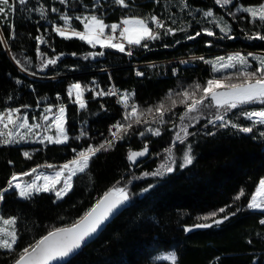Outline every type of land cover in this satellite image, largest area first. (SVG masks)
Instances as JSON below:
<instances>
[{"label":"trees","instance_id":"trees-1","mask_svg":"<svg viewBox=\"0 0 264 264\" xmlns=\"http://www.w3.org/2000/svg\"><path fill=\"white\" fill-rule=\"evenodd\" d=\"M96 1L68 0L62 5L59 0H28L26 6L17 4L15 11H9L8 18L0 19V112L18 108L17 115L27 116L30 122L37 115L45 124L41 118L43 115L51 119L59 104L67 103L65 129L69 137L65 144L39 143L38 139L45 131H37L32 138L19 143H1L0 190L7 188L13 174L23 175L47 165L61 166L75 159L77 153L88 146L98 148L104 143L107 147L106 142L113 141L112 147L97 152L88 169L73 178L70 193L61 200H57L53 193H39L29 200L20 199L15 189L4 193L0 214L4 218L16 219L19 238L13 251L0 249V264H14L24 248L33 245L49 231L71 226L114 187L126 188L130 195L128 205L95 241L84 246L65 264H172L158 259L166 252L175 253L176 264H264V225L259 223L264 219V212L247 207L259 181L264 178V136H261L264 125L253 127L242 114L264 105H240L227 111L214 105L207 107L196 114L198 120L188 119L190 134L185 143L175 149L174 163L163 154L173 145L176 132L187 123V118L183 122L180 120L185 112L180 93L195 91V85L205 86L213 77L231 74L239 82L237 74L243 69L238 65L229 72L213 74L204 61L221 52L241 50L264 54V41L246 38L255 32L264 33V24L250 22V17L245 14L236 15L235 20L227 15L229 9L235 12L236 5H259L264 0H233V5L224 8L216 5L215 0H125L127 8L117 5L115 0H101L99 6ZM95 6L97 8L93 9ZM40 8L45 11L43 17ZM52 8L59 11L53 12ZM209 10L216 17H229L233 25L230 34L236 39H220L223 33L215 23L200 13L196 17L193 15ZM62 14H67L71 27L80 31H83V24L75 17L85 15H96L107 25L120 23L124 18H140L153 30L150 18L156 16L165 28L156 31L160 39L143 42L148 48L126 47V52H133L128 56L114 48L92 47L77 38H61L53 27H65L60 19ZM167 28L176 30L175 35H164ZM204 29H211L216 35H204ZM197 31L202 34L195 40L187 39ZM36 37H43L44 42ZM177 40L180 42L176 43ZM99 52L104 55H89ZM193 56L204 60L194 61L175 75L172 69L177 62L141 67L143 76L135 77L138 64ZM57 57L55 65L40 70L42 60ZM256 67L254 61L247 71ZM68 68L72 71L69 72ZM77 79L90 86L83 91L87 101L81 111L78 104L72 102L76 98L75 91L71 100L67 94ZM112 86L133 97L138 107L139 124L135 122L137 117L124 119L126 111L116 105L114 98L106 99L102 109L97 106L91 97L92 92ZM169 94L177 101L174 108ZM200 95L202 93L197 92V96ZM58 97L62 100L59 101ZM161 102L170 109L163 123L158 113L147 111L155 109ZM208 103L210 99L205 101L206 105ZM49 106L53 108L52 113H45L44 109ZM225 112L228 126L221 127V122L209 123L216 114ZM117 122L132 125L118 134L122 138L112 136L116 131L113 125ZM232 123L253 127V131L242 133L232 128ZM150 128H158L161 134L152 135L148 131ZM81 132L85 135L81 136ZM141 132L144 136L140 135ZM145 145L148 157L139 166H133L127 159L129 150L142 151ZM188 145H191L192 163L181 167ZM24 152H28L30 158H26ZM168 163L174 165L173 172L161 169L162 175H144ZM241 190L245 195L237 200ZM220 208H225V212L218 213L215 219L223 220L222 223L217 225L212 220H197V217ZM225 215L228 216L226 220L223 219ZM198 223H212L213 226L194 228ZM186 228L193 230L185 231Z\"/></svg>","mask_w":264,"mask_h":264},{"label":"snow or ice","instance_id":"snow-or-ice-1","mask_svg":"<svg viewBox=\"0 0 264 264\" xmlns=\"http://www.w3.org/2000/svg\"><path fill=\"white\" fill-rule=\"evenodd\" d=\"M68 0H59V3L64 5L67 4ZM28 0H0V19L8 18L9 11H15L16 5L26 6ZM117 5L121 7H128V4L125 0H115ZM215 4L219 5L221 8L227 7L229 5H233V0H215ZM187 6V5H185ZM41 17L45 15V11L43 8L38 9ZM53 12H58L59 9L52 8ZM237 12L247 13L250 17V22L258 21L260 24H264V2L260 3L257 6H243L236 5L235 12L229 9L228 14L230 16L235 17ZM205 17L213 18L212 22L219 27L222 36L220 39H229L234 40L236 37L231 35L232 27L227 22H224L221 18L220 20H216L214 18V13L209 10L203 13ZM60 19L64 21L65 27H53V31L56 32L59 36L64 39H71L73 37L78 38L81 41L86 42L92 47H96L97 45L100 48H114L118 52L125 53V47L123 42L113 43L116 39V34L119 30V37L121 41H127V44L130 46H139L143 48H148L147 43H142L143 41H154L160 39V34L154 31L151 27H149L148 22L144 19L139 18H124L120 21V23H113L111 25L105 24L103 19L99 18L96 15L91 16H76L75 19L80 21L83 24V31H76L69 24L70 17L67 14H62ZM151 22L156 25L158 29H164V23L157 18L156 16H152ZM11 27V26H10ZM105 29H110V34H105ZM183 30V29H181ZM175 31L172 28H167L164 32V35H175ZM244 31V29H241ZM202 33L197 31L195 35L187 36L188 40H195ZM203 34L209 37H213L216 35L211 29H204ZM249 40L256 41H264V33L255 32L251 35L246 36ZM36 39L40 42H44L43 37H36ZM2 42V41H0ZM180 41L177 40L176 43ZM211 47V44L208 45ZM167 47V45H165ZM38 54L39 49H37ZM75 55V53H73ZM91 56L96 55H104L103 52L99 53H90ZM126 55L132 56L133 52L128 50ZM257 61V67L253 71H247L251 65L248 63V59ZM88 57L86 56L85 59ZM59 57L55 59H48L46 61L42 60V66L40 70L43 68H47L48 65H55ZM198 59L203 60V57H199ZM205 63L212 64L213 71H220L221 69H230L236 68L237 65L240 66L242 71H239L237 74V80L239 82H226L227 80H231V77H227L225 79H209L205 86H201L199 84L195 85V91L189 92L184 91L180 93L183 99L180 103L184 104L185 112L180 116L181 122L187 119H196L198 120V116H190L192 113H198L201 109V106L204 107H212L213 105L217 109H236L240 105L247 104H259L264 105V56H256L252 53H248L247 56L237 52L227 57L220 56L217 57V62H219V66H217V62L213 61H204ZM19 64L20 61H17ZM22 70H24L22 68ZM35 75V73H30ZM173 74H175V70H173ZM137 76H143V73L140 71L136 72ZM17 83H20L18 80ZM218 89H225V91H218ZM73 91H75L76 98L73 100V103L79 105L81 109L86 107V104L83 100V91L81 84L74 83L68 89L69 99H72ZM197 92H201L202 95L197 96ZM117 92L114 89H110L108 92H99L97 95H116ZM130 94H124L122 97V103L127 110L128 100ZM59 99V97H58ZM169 99L171 100L172 107H176L177 101L171 99V94H169ZM210 99V103L205 105V101ZM40 103L39 101L37 102ZM28 107V106H24ZM53 109L51 106L46 107L44 109L45 113H52ZM148 112L155 111L158 113L160 117V122L163 123L165 114L170 111L169 108L166 107L164 102H161L156 106L155 109L149 108ZM20 112V109H8L6 111L0 112V126H2L5 131H0V137H5L0 143L5 145L12 143H19V140H16V136H20V140H24V136L19 132H13V128L26 129L28 132H31L34 128L41 127L40 124H29L28 117H21L17 115ZM66 109L63 105L59 106L58 113H55L53 117H51V123L47 124V128L50 129L55 127L56 135L53 137L51 135L43 136L38 139L39 143H44L47 141L48 143L53 144H64L68 141L69 137L66 133L65 118ZM138 108L135 104L131 105V111L125 112L124 119L128 120L130 116L137 117ZM245 119L252 122L253 127L255 125H264V107L258 110H251L242 113ZM226 112L221 114L218 113L215 115L214 120H210L209 123H215V121H220L221 127L228 126V122L225 121ZM45 123H47L50 119L48 115H43L41 117ZM20 121V123H17ZM139 124L141 121L137 117L136 121ZM9 126H12L10 128ZM131 123L128 125L121 124L117 122L113 125V128L116 129L115 132H112V136L114 138H122L118 136L121 131H125L126 128H131ZM189 125H183L180 128V131L176 132L175 140L173 144L177 141L180 144L185 142V137H187L190 133H188L187 128ZM232 128H237L242 133H251L253 131V127H241L235 123L231 124ZM111 131V130H110ZM154 136H159L160 130L157 129H148ZM183 133V136H181ZM210 135H214V133H209ZM85 135V133L81 132V136ZM141 136H144V132L140 133ZM261 136H264V132H261ZM80 137H77L79 139ZM107 147L104 143L100 144L98 148H93L92 146H88L85 150L79 151L77 153V157L66 163L60 167L59 170L56 171L55 177L44 175L43 180L44 184H38V181L41 179L40 175H37L35 179L31 180V182L22 185L17 181L20 177L17 174H13L11 179L7 182V188L0 190V203H3L5 199L4 193L11 189H15L18 191L19 196L22 199L29 200L33 197V195L39 194L41 192L48 193L53 192L57 200L63 199L72 189V177L77 174V172L83 173L89 166V160L92 156H94L97 152L103 150H107V148L112 147L113 141L106 142ZM75 152L76 150L73 149ZM166 152L169 153L167 156V160L172 161L174 163V159L171 155V149H166ZM191 145H188L187 151L183 154V163L181 167H186L192 163L193 157L191 156ZM148 154L147 145L144 146L142 151H131L129 150V154L127 159L130 163L135 164L138 157H143ZM23 155L26 158L29 157L28 152H24ZM48 168H52V165H47ZM161 169H163L167 173H171L174 171L171 163L161 164L160 167L152 173H144L145 176L152 175L158 176L162 175ZM36 169H32L31 172L24 173L23 175L31 176L32 173L36 172ZM65 171H67V175L65 176ZM62 186L57 188L58 184ZM245 193L243 190L236 196V199L239 200ZM129 199L128 192L126 188L123 187H114L110 189L108 192L104 194V196L99 199L96 204L90 208L84 216L74 222L70 227H61L57 228L53 231H49L47 235L43 236L41 239L36 241L33 245L26 247L19 254L18 259L15 261V264H53L55 261L63 260L65 258L70 257L75 251L84 246L89 239H91L94 234L97 233L99 229L105 224L106 221ZM249 209L259 210L264 212V179L259 181V185L256 188V191L252 194L249 203L247 204ZM225 208H220L218 210H214L206 215L197 217V220H212L214 224H220L223 220L215 219L218 213H224ZM224 220L228 219V216L225 215L223 217ZM4 225H15V218H3L0 217ZM261 225H264V219L259 221ZM212 223H198L195 224L194 228H209L212 227ZM193 228H186L185 231H192ZM18 233L15 229L8 231L5 228H0V249H6L8 251H13V246L17 244L18 241ZM172 264H176L177 257L175 253L170 256Z\"/></svg>","mask_w":264,"mask_h":264},{"label":"rangeland","instance_id":"rangeland-1","mask_svg":"<svg viewBox=\"0 0 264 264\" xmlns=\"http://www.w3.org/2000/svg\"><path fill=\"white\" fill-rule=\"evenodd\" d=\"M101 0H97L96 1V3H97V6H99L100 5V2ZM241 5V4H240ZM97 6H95L93 9H95V8H97ZM250 6H257V5H250ZM228 12V11H227ZM199 13L201 14V16L203 17L204 15H203V13H204V11L202 12V11H198V12H196V13H194L193 15H194V17H196L197 15H199ZM239 14H245V15H248L247 13H242V12H237L236 13V15H238L239 16ZM227 15L230 17V18H232V19H234L235 20V17H233V16H230L228 13H227ZM200 17V16H199ZM205 17V16H204ZM217 17H218V19L220 20L221 18L223 19V21L224 22H227L228 24H230L231 25V27H233V25H232V23L229 21V17H226V16H224V15H217ZM216 16H215V14H214V18L216 19L217 18ZM133 18H135V17H133ZM205 18H208V19H210V22H212V20H213V18H209V17H205ZM140 19V18H139ZM217 20V19H216ZM149 27H150V25H149ZM216 27H217V25H216ZM60 28H64V27H60ZM218 28V27H217ZM219 29V28H218ZM76 31H80V30H77V29H75ZM108 33V29H105V34H107ZM61 37V36H60ZM62 38V37H61ZM71 39H75V37H73V38H71ZM78 39V38H77ZM114 42V41H113ZM143 42H145V41H143ZM142 42V43H143ZM97 47H99V45H97ZM124 47H125V50H126V47H129V48H131V47H134V46H130V45H128L127 44V41H125L124 42ZM237 52H239V53H241V54H243V55H245V56H247V54L248 53H251V52H247V53H244L243 51H230V52H221V53H218V55L217 56H215L213 59H211V60H209V61H213V62H217V57H220V56H224V57H227L228 55H231V54H234V53H237ZM252 54H254V55H256V56H264V54H258V53H254V52H252ZM196 56H194V58H195ZM199 57H197V59H198ZM249 58H251V57H249ZM204 60V59H203ZM206 60V59H205ZM255 60H249L248 59V63L251 65V66H253V62H254ZM257 62V61H256ZM217 66H219V62H217ZM239 66V65H238ZM209 67H210V69L213 71V68H212V64H209ZM240 67V66H239ZM233 69H235V68H230V69H221L220 71L221 72H229L230 70H233ZM220 71H213V74H218ZM235 76V75H234ZM233 75H229V76H226V77H221V78H216V77H213L212 79H225V78H227V77H231V80H227L226 82H237L236 81V78L234 77ZM85 91V90H84ZM218 91H225V89H218ZM83 100H85V98L83 97ZM209 104V103H208ZM206 105V104H205ZM204 109L206 110L207 109V107H204V106H201V109H200V111L198 112V113H193L192 114V116H196V114H200V113H202L203 111H204ZM257 110V109H256ZM128 112H130V111H128ZM34 116H36V117H34V118H32V120H31V124H40L41 125V121H40V119H39V117L37 116V115H34ZM215 119V118H214ZM213 119V120H214ZM186 121H187V123H186V125H188L189 124V120L188 119H186ZM215 122H220V121H215ZM17 123H20V121H17ZM10 128H12V126H9ZM0 131H7V130H5L2 126H0ZM12 131L13 132H19L21 135H23L25 138H24V140H27V139H29V138H32L33 136H34V134L35 133H37V131H41V129H40V127L39 128H34L33 130H31V132H28L26 129H19V128H13L12 129ZM46 135H51V136H55L56 135V129H54V131L52 130H45V134H44V136H46ZM182 136H183V134H182ZM187 137H185V139H186ZM3 139H5V137H0V141H2ZM15 139L16 140H19V141H24V140H20V136H16L15 137ZM186 141V140H185ZM45 142H47V141H45ZM67 143V142H66ZM185 143V142H184ZM183 143V144H184ZM1 144V143H0ZM65 144V143H64ZM183 144H180L178 141L175 143V144H173L170 148H167V149H171V155H172V157H173V159L174 158H176V153H175V149L178 147V146H181V145H183ZM163 154H165V155H169V153L168 152H166L165 150H164V153ZM147 156H148V154H147ZM93 157V156H92ZM92 157H91V159H92ZM166 159H167V157H165ZM91 159L89 160V165H90V162H91ZM172 163V162H171ZM64 165V164H63ZM62 166V165H61ZM61 166H53L52 168H48L47 166H42V167H38V168H36V172H34V173H32V175L31 176H27V175H18L19 177H20V179L17 181L18 183H21L22 185H24V184H27V183H29V182H31V180H33V179H35L36 178V176L37 175H40L41 176V179L38 181V184H40V185H43L44 184V180H43V176L44 175H49V176H52V177H55V173H56V171L57 170H59L60 169V167ZM174 166V165H173ZM172 166V167H173ZM89 167V166H88ZM88 169V168H87ZM86 169V170H87ZM85 170V171H86ZM32 171V170H31ZM31 171H29V172H31ZM68 173H67V171H65V176L67 175ZM78 174H81L80 172H77V174L76 175H78ZM75 175V176H76ZM75 176H73L72 177V181H71V183H72V187H73V178L75 177ZM264 179V178H263ZM259 184V183H258ZM62 186V182H61V184H58L57 185V188H59V187H61ZM18 192V191H17ZM41 193H43V192H41ZM48 193H53V192H48ZM70 193V192H69ZM68 193V194H69ZM54 194V193H53ZM67 194V195H68ZM18 197L20 198V199H22L20 196H19V194H18ZM65 197V196H64ZM61 200V199H60ZM129 200H130V195H129V199L126 201L127 203L129 202ZM0 217H3L1 214H0ZM4 218V217H3ZM8 219H10V218H8ZM0 228H5V229H7L8 231H11V230H13V229H15V225H4L3 224V222H2V220H0ZM15 231H16V229H15ZM15 246V245H14ZM13 246V247H14ZM173 254V252H166V254H163V255H161L158 259L159 260H164V261H169V262H171L172 263V261H171V259H170V256Z\"/></svg>","mask_w":264,"mask_h":264},{"label":"built area","instance_id":"built-area-1","mask_svg":"<svg viewBox=\"0 0 264 264\" xmlns=\"http://www.w3.org/2000/svg\"><path fill=\"white\" fill-rule=\"evenodd\" d=\"M165 25V24H164ZM153 27H154V30L155 31H157V30H159L158 28H156V25L154 24L153 25ZM110 34V33H109ZM106 35H108V34H106ZM118 42H125V41H121V38L119 37V30H118V32H117V34H116V39L114 40V42L113 43H118ZM197 57L198 56H196L195 58H194V56L193 57H191V58H182V59H179V60H170V61H165V62H158V63H147V64H138V65H136V68H135V77H140V76H137L136 75V72L137 71H140V69H141V67H154V66H158V64H165V65H170V63H172V62H177L178 63V65L177 66H175L172 70H175V74H177V73H179V69H182V68H184V67H188L189 65H192L193 64V62L194 61H196V60H201V59H197ZM68 71L69 72H71L72 71V68H68ZM172 74H173V72H172ZM175 74H173V75H175ZM74 83H79V84H81V86H82V88L85 90V89H88L90 86L88 85V83H86V82H84V81H82V80H80V79H77V80H75L74 81ZM110 89H114V90H116V92H117V94L116 95H104V96H100V95H97V93H99V92H108ZM67 94H68V91H67ZM124 94H126V92H124V93H122L118 88H116L115 86H112V87H110V88H108V89H106V90H103V89H101V90H94L93 92H92V96L91 97H93V100L97 103V106L99 107V108H104L105 107V100L106 99H108V98H111V99H113L114 98V100H115V103H116V105L118 106V107H120V108H122L124 111H131V105L132 104H135L136 106H137V103L133 100V97L132 96H130L129 97V100H128V105H129V107H128V109L126 110L125 109V107H124V105H123V103L121 102L122 101V97H123V95ZM128 94V93H127ZM60 100H62L61 99V97H59V101ZM86 98H85V100H84V102H85V104H86ZM61 105H63L64 107H65V109H66V112H65V118H66V120H67V113H68V110H67V107H68V104L66 103V104H59V106H61ZM59 106L57 107V109H56V112L55 113H58V109H59ZM138 108V107H137ZM12 109H15V108H12ZM53 109V108H52ZM78 110L79 111H81V110H83V109H81L80 107H79V105H78ZM53 117V116H52ZM28 121H29V119H28ZM48 123H51V119L49 120V122H47V123H45V124H43V123H41V127H40V129H41V131H45V130H51V129H55V127H52V128H50V129H48L47 128V124ZM67 123V122H66ZM29 124H31V122L29 121ZM65 126H66V124H65ZM33 130V129H32Z\"/></svg>","mask_w":264,"mask_h":264},{"label":"water","instance_id":"water-1","mask_svg":"<svg viewBox=\"0 0 264 264\" xmlns=\"http://www.w3.org/2000/svg\"><path fill=\"white\" fill-rule=\"evenodd\" d=\"M148 156L147 155H145V156H143V157H138L137 158V160H136V163L135 164H132L133 166H139V164L143 161V160H145L146 158H147ZM128 204H127V202H125L110 218H109V220L108 221H106L105 222V224L101 227V229H99L98 231H97V233L96 234H94V236L91 238V239H89L88 241H87V243L84 245V246H86V245H88V244H90V243H92L93 241H95V239L107 228V225L110 223V222H112L113 220H115L116 218H118V216L120 215V213L126 208V206H127ZM66 227H70V226H66ZM84 246H82L80 249H78L77 251H75L70 257H68V258H65V259H63V260H59V261H55V262H53V264H65V263H67L71 258H73L75 255H77L79 252H80V250L81 249H83L84 248ZM15 264V263H14Z\"/></svg>","mask_w":264,"mask_h":264}]
</instances>
